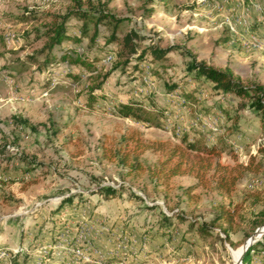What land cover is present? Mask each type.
<instances>
[{
  "label": "rangeland",
  "instance_id": "374dc122",
  "mask_svg": "<svg viewBox=\"0 0 264 264\" xmlns=\"http://www.w3.org/2000/svg\"><path fill=\"white\" fill-rule=\"evenodd\" d=\"M99 12L119 21L94 25ZM66 13L69 39L39 52ZM130 32L133 54L122 41ZM151 46L169 49L154 60ZM190 62L264 91V0H0V264L237 262L264 223V114L193 77ZM124 103L148 122L118 117ZM17 116L31 128L15 125ZM185 129L194 134L187 142L216 148L221 165L253 158L259 171L225 195L188 176L156 179V154L143 153L140 169L106 158L130 137L183 147ZM99 187L116 194L99 196ZM158 211L172 216L169 237L151 240ZM215 218L199 235L197 225Z\"/></svg>",
  "mask_w": 264,
  "mask_h": 264
},
{
  "label": "trees",
  "instance_id": "16d2710c",
  "mask_svg": "<svg viewBox=\"0 0 264 264\" xmlns=\"http://www.w3.org/2000/svg\"><path fill=\"white\" fill-rule=\"evenodd\" d=\"M78 10H72V14L75 15V12ZM70 13H66L65 15L58 18V21L51 24L48 27L47 32H45V43L42 45L39 52H45L50 54L54 47L59 46L63 41L68 40L66 32H65V23ZM77 16L84 18V14L81 12H77ZM112 19L114 22H118L119 20H115L112 16L104 13H98L96 18L94 19V25L97 24L102 19ZM134 34L131 32L126 34L122 41L124 46L129 47V53H135L134 46L132 44ZM113 38L111 37V40ZM77 42L78 38H74ZM169 49V48H168ZM168 49H159L151 46L148 52L152 55L154 60L161 59L167 52ZM143 53L138 57L139 60L142 58ZM145 57V56H144ZM60 59L68 63L71 61L72 63H80L84 64L81 61L80 55H73L63 53L60 56ZM188 73L193 72V77L199 79L202 78L205 81L210 82L213 85V88L220 91L223 94H232L237 97H241L247 99V106L253 112H260L264 114V91L261 86H252V87H242L237 82L233 81L231 75L228 71H218L208 67H205L201 64H190L187 65ZM90 93L87 96L89 101L85 102L87 105L90 104ZM139 107H135L132 104L124 103L121 104L116 114L118 117L124 119H132L135 121L148 122L147 119L141 118L139 115ZM12 122L16 124H20L22 127L31 128V125L24 119L17 117H12ZM192 131L185 129L180 133V140L183 147H168L163 142L159 141H151L146 142L142 141L137 137H130L128 141L124 142L122 147L116 148L113 153H108L106 158L109 161H116L117 164L123 167H132L134 169H140V157L143 153L148 152L151 154H156L161 157V160L155 165L154 177L156 179H161L164 182L168 181L172 177H191L193 178L198 186L207 187V184H212L213 190L224 193L225 195H229L235 189L236 183L242 179V177L246 173H257L260 169L259 164L253 163V158H249L246 165L243 164H234L233 166H225L221 165L218 161L220 156V152L214 147H205L203 145H198L197 140L187 142L188 137L192 136L194 138V134H191ZM191 137V138H192ZM260 153H264V148H260L257 150ZM21 161L24 162V158H20ZM27 164V163H26ZM34 168L25 167L23 172H30ZM95 194L104 197L108 195H115L116 190L111 187H99L96 189ZM74 195H68L63 197L59 204L55 207V209L61 208L65 203L70 202ZM133 196V195H131ZM133 198H137L134 197ZM139 199V198H137ZM143 209L153 210L156 209V206H146L143 205ZM225 219L231 220V216L226 215L224 213ZM176 219V217H175ZM172 220V216H166L162 212L158 211L156 218V228L155 231L150 235V239L154 240L158 237L167 236L168 228L170 227V222ZM218 220V218L213 219L209 226L204 223H199L197 226V232L199 235H203V232L211 233L208 229L212 227L211 225ZM197 223H191L190 227H195ZM208 228V229H207ZM222 240L226 242L229 246H232L229 241L228 231L222 230ZM260 241H256L254 244L250 245L249 248L242 254L240 259V264H251L252 256H259V264H264V234L260 238Z\"/></svg>",
  "mask_w": 264,
  "mask_h": 264
},
{
  "label": "water",
  "instance_id": "95a60500",
  "mask_svg": "<svg viewBox=\"0 0 264 264\" xmlns=\"http://www.w3.org/2000/svg\"><path fill=\"white\" fill-rule=\"evenodd\" d=\"M262 226H264V223L262 224ZM259 230V228H257L256 230H255V232L248 238V242H246V243H244V245H243V249H242V251H241V253H240V255H239V257H238V260H237V262H236V264H240V259H241V256H242V254L249 248V246L250 245H252V244H254L256 241H258V238H261L262 237V235L264 234V231L263 232H259L258 233V238H254V235H255V233L257 232Z\"/></svg>",
  "mask_w": 264,
  "mask_h": 264
},
{
  "label": "bare ground",
  "instance_id": "6f19581e",
  "mask_svg": "<svg viewBox=\"0 0 264 264\" xmlns=\"http://www.w3.org/2000/svg\"><path fill=\"white\" fill-rule=\"evenodd\" d=\"M263 231H264V226H262L261 228H259V230L255 233L254 238H258V233H259V232H263ZM248 241H249V240L247 239L246 242H248ZM246 242H245V243H246ZM243 245H244V244H243ZM243 245L241 246L242 248L240 249V252H239V253H241V251H242V249H243ZM239 253H238V254H239ZM239 255H240V254H239ZM238 257H239V256H238ZM235 264H236V263H235Z\"/></svg>",
  "mask_w": 264,
  "mask_h": 264
},
{
  "label": "built area",
  "instance_id": "2783aa9c",
  "mask_svg": "<svg viewBox=\"0 0 264 264\" xmlns=\"http://www.w3.org/2000/svg\"><path fill=\"white\" fill-rule=\"evenodd\" d=\"M8 43V42H7ZM108 59H110V57H107L105 60L108 61ZM77 252V251H76Z\"/></svg>",
  "mask_w": 264,
  "mask_h": 264
}]
</instances>
